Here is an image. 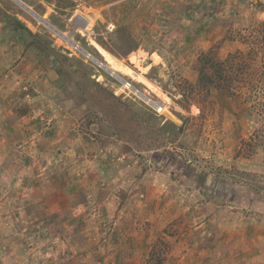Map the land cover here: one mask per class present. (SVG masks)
<instances>
[{
	"label": "rangeland",
	"instance_id": "obj_1",
	"mask_svg": "<svg viewBox=\"0 0 264 264\" xmlns=\"http://www.w3.org/2000/svg\"><path fill=\"white\" fill-rule=\"evenodd\" d=\"M22 1L79 47L17 0H0V264H130L117 259L112 238L104 240L126 211L141 229L148 225L163 263L174 260L160 232L185 214L191 237L205 238L200 246L228 233L212 255H193L198 264L218 253L230 261L220 256L214 264H264V248L250 253L253 240L247 251L225 252L240 239L264 241V145L252 139L260 116L236 114L216 91L195 95L189 109L178 102L185 91L190 97L185 81H196L198 56L214 47L224 58L240 47V31L258 27L264 7L247 0ZM15 18L28 29H15ZM142 249L132 264L144 263ZM149 258L146 264L156 263Z\"/></svg>",
	"mask_w": 264,
	"mask_h": 264
},
{
	"label": "trees",
	"instance_id": "obj_2",
	"mask_svg": "<svg viewBox=\"0 0 264 264\" xmlns=\"http://www.w3.org/2000/svg\"><path fill=\"white\" fill-rule=\"evenodd\" d=\"M40 13V12H39ZM15 29H28L21 20L14 19ZM261 28V29H259ZM32 33V32H31ZM32 35H36L33 34ZM242 45L230 51L224 58L220 57L217 49L212 47L198 56V76L195 82L186 80L190 86V97L187 93L178 100L179 104L189 109L185 102H198L195 95H209L212 91L221 92L231 100L232 110L240 114L241 110L255 112L260 116L261 125L255 131L252 139L255 143L264 145V20L258 27L248 32L240 31ZM127 62L136 69L140 65L133 60ZM243 106V108H240ZM185 124L186 118L182 117ZM181 125L178 130L183 131ZM158 246L152 248L149 263L156 258L155 264H162L165 257L157 252Z\"/></svg>",
	"mask_w": 264,
	"mask_h": 264
},
{
	"label": "crops",
	"instance_id": "obj_3",
	"mask_svg": "<svg viewBox=\"0 0 264 264\" xmlns=\"http://www.w3.org/2000/svg\"><path fill=\"white\" fill-rule=\"evenodd\" d=\"M257 13L260 14V17L263 21L264 20V10H260ZM0 139H3V137L0 136ZM3 144H5L4 141H3ZM100 207L103 213H107L111 211V209L108 207L107 200L102 201V203L100 204ZM143 209L144 208H142V210ZM144 211L147 213L146 209H144ZM133 216L134 214H132L131 212L128 213V211H126L125 220H120L121 224L119 223V227H116L117 230H113L112 236H109L107 238L105 237L104 240H108L112 238L113 239L112 244L116 246L115 255H117L116 256L117 259L119 260L125 259L126 261H130V264H132V260H134V258L139 256L137 255V253H139L138 251H139L140 246H143V249H142L143 255L141 256L143 257V260H144L143 264H146L147 263L146 259L149 258L151 250H152V246H153L151 231L149 230L148 225H145L147 231H145L143 227L141 229V224L138 223L133 218ZM182 218H184V222L182 221ZM185 219L187 218L185 214H183V216H180V219L176 220L175 224H172V228L170 230L167 229V230H162L160 232V237L163 240H165L169 245L170 255H171L169 259L174 260L173 263H170V261H167L163 264H198L197 259L192 258L193 255L195 256L197 254L199 259L212 255L213 251H215V249H218L219 247L218 245L220 243L221 236L228 234L227 232L225 233L222 232L221 234L215 233L211 237V236H208V235H211L210 232H208L207 233L208 237H206L207 239L206 244L203 246H200V244L205 242L204 241L205 238L200 236L201 234L196 237H191V234L188 232V230H186L187 228L184 224L186 223ZM164 225L166 226L167 224H164ZM203 225L204 224L201 223L199 226H196V229H198L199 227H202ZM190 230L193 231V228ZM173 231L174 233L172 234ZM182 231H185V232H182ZM224 239L226 238L224 237ZM251 240L254 241V246L252 245L250 253H254L257 251L261 252L264 248V243H263L264 241L263 242L260 241V243H262V246H260L259 242H257L254 239H250L246 241L244 239H240L239 242L234 245V247L233 246H231V248L227 247L225 249V252L227 250H231V252L233 253L235 251L234 249L236 248L243 249V251H247V248H245L244 243L249 242L250 244H252ZM222 245H229V244L222 242ZM258 255L259 254L256 253V256ZM220 256L222 257L223 260L230 261L229 258L231 256L230 257L228 255L223 256V254L218 253L217 257H214L210 264H214L215 260L219 259ZM102 257H103V254H102ZM253 258H255V256H252L250 259H253Z\"/></svg>",
	"mask_w": 264,
	"mask_h": 264
},
{
	"label": "water",
	"instance_id": "obj_4",
	"mask_svg": "<svg viewBox=\"0 0 264 264\" xmlns=\"http://www.w3.org/2000/svg\"><path fill=\"white\" fill-rule=\"evenodd\" d=\"M18 2H20L24 7H26L28 10H30L31 12H33L36 17H38L42 22L46 23L49 27H51L54 31H56L58 34L62 33L63 31H61L60 29H58L55 25H53L51 22H49L48 20H46V18H44L42 15H40L39 13H37L36 11H34L32 8H30V6H28L27 4L23 3L21 0H17ZM68 38L70 39V41H72L73 43L76 44V41L73 39L72 35H69ZM86 52H88V50L86 49ZM122 80L124 81V84H127L129 86H133L128 80H126L124 77H122ZM134 91L138 92L141 94L142 97L148 99L149 101H151L150 98H148V96L143 95V92H141L138 88H136L135 86H133Z\"/></svg>",
	"mask_w": 264,
	"mask_h": 264
},
{
	"label": "bare ground",
	"instance_id": "obj_5",
	"mask_svg": "<svg viewBox=\"0 0 264 264\" xmlns=\"http://www.w3.org/2000/svg\"><path fill=\"white\" fill-rule=\"evenodd\" d=\"M24 7V6H23ZM26 8V7H25ZM27 9V8H26ZM27 11H29L31 14H33L34 16H36L33 12H31L30 10H28L27 9ZM38 18V17H37ZM46 24V23H45ZM48 26V25H47ZM51 28V27H50ZM59 35H61L62 37H64L70 44H72L73 46H76V47H79L78 46V44L76 43H73L72 41H70V39L68 38V36L69 35H66V34H64V32H62L61 34L59 33ZM80 50L82 51V52H84L85 54H87L91 59H94L95 61H97L98 63H99V61L100 60H98L97 58H95L94 56H92L89 52H86V49H84L83 47H80ZM102 62L100 61V65H102L101 64ZM103 66V65H102ZM105 67V66H104ZM106 69H108L112 74H114V75H116L117 77H119L120 78V76L118 75V74H116L115 72H113L112 70H110L108 67H105ZM127 87H131V88H133V86H129V85H127V84H125ZM134 89V88H133ZM138 93V92H137ZM143 95H144V93H143ZM146 100H148V99H146ZM151 103H153L152 102V100H151Z\"/></svg>",
	"mask_w": 264,
	"mask_h": 264
},
{
	"label": "built area",
	"instance_id": "obj_6",
	"mask_svg": "<svg viewBox=\"0 0 264 264\" xmlns=\"http://www.w3.org/2000/svg\"><path fill=\"white\" fill-rule=\"evenodd\" d=\"M249 5L253 6V7H264V0H247ZM115 29V24L110 21L107 24V31L108 32H112ZM85 30L91 35L94 34V32L89 29L88 25L85 26Z\"/></svg>",
	"mask_w": 264,
	"mask_h": 264
}]
</instances>
